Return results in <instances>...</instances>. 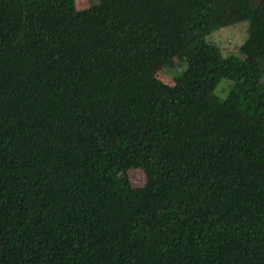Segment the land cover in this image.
I'll return each mask as SVG.
<instances>
[{"label":"trees","instance_id":"obj_1","mask_svg":"<svg viewBox=\"0 0 264 264\" xmlns=\"http://www.w3.org/2000/svg\"><path fill=\"white\" fill-rule=\"evenodd\" d=\"M0 70V264H264V0H0Z\"/></svg>","mask_w":264,"mask_h":264},{"label":"rangeland","instance_id":"obj_2","mask_svg":"<svg viewBox=\"0 0 264 264\" xmlns=\"http://www.w3.org/2000/svg\"><path fill=\"white\" fill-rule=\"evenodd\" d=\"M78 9L85 11L93 5L98 4V0H75ZM247 22L240 23L235 26L223 28L216 32L211 40L219 44L226 55L236 56L243 59L241 46L247 38ZM186 68V64L182 57H177L171 64L158 71L157 76L167 84L175 83L177 74ZM1 75V70H0ZM1 84V83H0ZM19 83L13 87H7L0 90V118H10L15 114L14 106L16 99L20 93ZM230 88V83L223 81L216 89L215 94L210 99L213 105L221 106L222 101L226 98ZM131 183L134 187H143L146 184V174L143 170H131L129 172Z\"/></svg>","mask_w":264,"mask_h":264}]
</instances>
